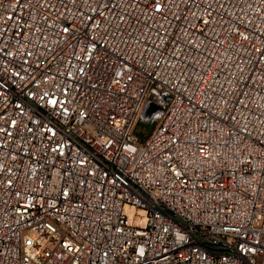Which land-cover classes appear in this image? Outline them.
I'll use <instances>...</instances> for the list:
<instances>
[{"label":"built area","instance_id":"obj_1","mask_svg":"<svg viewBox=\"0 0 264 264\" xmlns=\"http://www.w3.org/2000/svg\"><path fill=\"white\" fill-rule=\"evenodd\" d=\"M0 264H264V0H0Z\"/></svg>","mask_w":264,"mask_h":264},{"label":"water","instance_id":"obj_2","mask_svg":"<svg viewBox=\"0 0 264 264\" xmlns=\"http://www.w3.org/2000/svg\"><path fill=\"white\" fill-rule=\"evenodd\" d=\"M160 96L163 98V103H166L167 98L169 97L168 94L160 93ZM151 107L154 108L152 109L153 111H150ZM162 111H163L162 107L154 105L151 102H147L141 112V118L146 119V118H149L150 116H159L162 113Z\"/></svg>","mask_w":264,"mask_h":264},{"label":"rangeland","instance_id":"obj_3","mask_svg":"<svg viewBox=\"0 0 264 264\" xmlns=\"http://www.w3.org/2000/svg\"><path fill=\"white\" fill-rule=\"evenodd\" d=\"M154 123V121H146L144 119H140L138 121L136 127V136L140 141H145L147 139Z\"/></svg>","mask_w":264,"mask_h":264},{"label":"flooded vegetation","instance_id":"obj_4","mask_svg":"<svg viewBox=\"0 0 264 264\" xmlns=\"http://www.w3.org/2000/svg\"><path fill=\"white\" fill-rule=\"evenodd\" d=\"M152 109H154V108L151 107V108H150V111H153Z\"/></svg>","mask_w":264,"mask_h":264}]
</instances>
